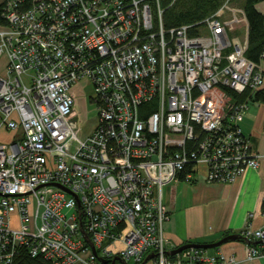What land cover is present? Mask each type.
<instances>
[{
	"label": "built area",
	"instance_id": "2783aa9c",
	"mask_svg": "<svg viewBox=\"0 0 264 264\" xmlns=\"http://www.w3.org/2000/svg\"><path fill=\"white\" fill-rule=\"evenodd\" d=\"M24 1L9 0L0 25V129L14 133L0 142V264L22 249L49 264H140L151 252L154 264H238L220 247L170 256L162 191L186 167L187 182L233 183L264 160L241 128L251 102L228 93L264 87L233 34L243 9L225 2L190 34L164 28L159 0ZM84 80L98 123L80 137L71 89ZM239 234L247 260L264 256L249 243H264V224Z\"/></svg>",
	"mask_w": 264,
	"mask_h": 264
},
{
	"label": "crops",
	"instance_id": "0c3cea01",
	"mask_svg": "<svg viewBox=\"0 0 264 264\" xmlns=\"http://www.w3.org/2000/svg\"><path fill=\"white\" fill-rule=\"evenodd\" d=\"M257 10L264 15V1L257 4ZM242 27L243 32L239 30L243 34V40L247 41V21L241 24ZM261 69L264 72V60L261 62ZM77 84L71 89L74 106L81 96ZM75 113L70 116V121L77 125V112ZM97 123L98 119L84 136L90 134ZM240 123L253 149L264 153V101L251 103ZM13 139L14 133L0 129L1 143H9ZM162 196L169 214L164 224L169 251L187 243L217 242L226 233L239 234L247 224L253 229L260 228L264 224V160L258 169L248 168L233 183H208L202 180L187 182L181 179L165 186ZM250 213H253V216L249 217ZM105 245L114 253L123 248L121 241L114 244L108 242ZM220 251L236 255L238 264H264V256L246 259L247 246L240 239L222 245ZM146 264H154L153 259Z\"/></svg>",
	"mask_w": 264,
	"mask_h": 264
},
{
	"label": "trees",
	"instance_id": "16d2710c",
	"mask_svg": "<svg viewBox=\"0 0 264 264\" xmlns=\"http://www.w3.org/2000/svg\"><path fill=\"white\" fill-rule=\"evenodd\" d=\"M8 1L9 0H0V25L2 26L7 24L4 17V10ZM263 1L264 0H159V3L163 10L162 22L164 28L172 29L185 25H194L191 26L189 30L190 34H196L197 30L203 25V21L220 9L225 2H228L230 6H240L239 8H242L244 11L248 26V49L245 55L247 59L256 63H261V56L264 53V15L257 10V4ZM30 4L31 0H25L21 7L26 9ZM156 4H154L155 11H157ZM156 21L158 22L157 17ZM236 32H240V30H236L233 34H236ZM228 93L233 97L234 102H244L248 100L251 103H256L264 101V90L256 91L254 94H250L249 91L239 94L231 90H228ZM192 146H194V144H192ZM189 170L190 168L186 167L182 171V180L184 179V172H189ZM228 235V233L225 234V236ZM237 235L240 237V234ZM250 244L261 249L264 245V243L255 239H252ZM13 264L49 263L41 256L32 257L26 249H22L15 257Z\"/></svg>",
	"mask_w": 264,
	"mask_h": 264
},
{
	"label": "rangeland",
	"instance_id": "374dc122",
	"mask_svg": "<svg viewBox=\"0 0 264 264\" xmlns=\"http://www.w3.org/2000/svg\"><path fill=\"white\" fill-rule=\"evenodd\" d=\"M235 7L239 8L240 6L236 5ZM239 27H241V25H239ZM242 29L243 27L241 28L243 32ZM236 34L239 35L242 40L244 39L241 32H236ZM76 86L80 91L81 101L79 100V102L77 99L76 105L72 108V114L70 116H74L76 114L75 112H77V133L80 137H83L95 125L98 119L97 103L93 100L96 94L94 86L86 80L78 82ZM210 250L214 251L215 249Z\"/></svg>",
	"mask_w": 264,
	"mask_h": 264
},
{
	"label": "water",
	"instance_id": "95a60500",
	"mask_svg": "<svg viewBox=\"0 0 264 264\" xmlns=\"http://www.w3.org/2000/svg\"><path fill=\"white\" fill-rule=\"evenodd\" d=\"M55 186L60 187L57 184H55ZM68 192H70V191H68ZM239 239L244 241V239L241 236L238 237L237 234H231V235L225 236L222 239H220L219 241L213 242V243H187V244H184L182 246L177 247L176 249H174L172 251H169L168 253L170 256H173V255L183 251L184 249L191 248V247L202 248V249H206V250L216 249V248H219L228 242L239 240ZM249 243H251V242H249ZM92 249H93V252L96 253L95 247L93 245H92ZM154 257H155V254L151 252L145 257V259L140 264H145L147 261L153 259ZM99 261H100V264H106L105 260L99 259ZM117 261H119L121 264H126V263L122 262L117 256L114 257L111 264H116Z\"/></svg>",
	"mask_w": 264,
	"mask_h": 264
},
{
	"label": "bare ground",
	"instance_id": "6f19581e",
	"mask_svg": "<svg viewBox=\"0 0 264 264\" xmlns=\"http://www.w3.org/2000/svg\"><path fill=\"white\" fill-rule=\"evenodd\" d=\"M246 30V29H245ZM262 59V58H261ZM142 263V262H141ZM146 264V263H145Z\"/></svg>",
	"mask_w": 264,
	"mask_h": 264
}]
</instances>
